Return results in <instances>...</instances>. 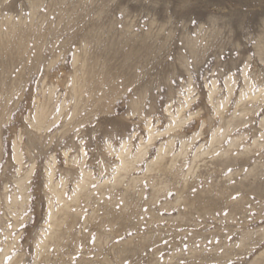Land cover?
I'll return each instance as SVG.
<instances>
[{
    "label": "rangeland",
    "instance_id": "obj_1",
    "mask_svg": "<svg viewBox=\"0 0 264 264\" xmlns=\"http://www.w3.org/2000/svg\"><path fill=\"white\" fill-rule=\"evenodd\" d=\"M50 1L44 0L36 10H33L34 13L28 0H0V33L6 31L8 22L17 27L31 25L30 28L34 31H45L47 23L57 22L64 14V20L67 19L65 22L70 25L66 32L59 36L50 33L47 35L38 72L30 70L33 49L22 58L20 70L16 68L12 72V77L20 75L19 89L7 101L0 124V181L7 182L8 194L16 193L17 186L14 180L24 175L26 168L30 167L25 158L22 161L24 162L22 168L16 163L13 166L9 165V162L13 161V144L23 138L22 126L27 124L38 102L47 100L51 86H55L53 95L55 110L63 100H67L72 59L75 53L82 54L81 44L85 36L93 39L92 41L89 39L87 44V49L90 50L88 56L99 59L102 70L110 64L114 89L105 103L116 107V117L119 118L131 110L132 100L138 97L135 87L145 86L148 93L143 101V112H147L151 106L154 108L150 112V119H147L148 128L156 132L165 130L168 124L173 123L169 113L165 112L167 107L171 115L176 114L177 107H182L183 116L198 112L185 122L182 129L189 123H194L191 128L189 126L187 138H191L195 132H201V137H198L204 139V142L202 139L199 142V145H203L201 148L205 147L206 140L209 142L212 131L206 121H198L200 116L207 113L213 121L218 120L220 116L214 107L221 110L222 116H231L235 102L241 105L240 100L247 101L248 94L264 93V0H54L56 2L53 5ZM217 5L219 8L228 9L231 16L227 17L225 16L227 13L223 12L218 13ZM40 22L44 25H40ZM149 30L152 36L158 34L146 42L132 41L126 46L127 49L123 48V51H128L131 47H141L144 43L151 45L153 52L145 61V72L137 66L132 68L129 75L122 76L117 58L112 54L108 55L110 57H107L113 60L111 62L100 55L102 49L111 42L122 41L121 35L123 36L125 32L129 31L131 36L136 38L144 36ZM67 35L72 38L70 44L64 43ZM95 35H99L98 40ZM187 40L196 41L195 50L199 56L195 59L190 55ZM117 48H114V51ZM49 63L53 65L47 68ZM161 72L162 74H159ZM165 74H169L167 80L163 78ZM243 77H246L245 81ZM211 78L215 81V88L220 90L209 103ZM226 79L232 88L230 98L227 100L224 99L227 93ZM198 99L204 105L195 108L193 103ZM224 103L226 107H223ZM256 105H258L256 113L250 116L253 121L245 125L251 123L255 129L250 131H257V139L262 142L264 99ZM175 117L177 119V116ZM148 128L140 122L127 126V142L123 149H129V155L137 150L140 142L147 141ZM248 138V135L245 136V141L252 144V140ZM231 140L226 137L216 150L217 154L214 153L215 156L199 162L198 168L186 177L183 173L188 167L186 163L183 164L181 170L176 173V178L180 184L185 180L187 185H194L191 188L190 201L207 199L214 206V203H222L229 198L234 207L231 204L222 208L216 206L212 214L205 218L200 217L196 213H191L192 209L189 211L184 206L183 199L176 203L177 199L172 190L163 189L158 184L156 186L159 176L147 174L146 178L150 180L142 181L140 187L144 188V192L141 195L131 191L126 184H122L106 193L99 202L89 200L90 205H83L82 212L77 216L72 229L67 231V235L70 236L67 243L64 241L58 247L53 246L54 244L43 245L46 234L51 233L47 219L49 205L57 210L61 204L48 194L50 169L46 164V158L40 157L38 162L35 161V166L26 181L28 197L23 212L25 219L21 220L18 228L16 227L22 228L19 233L15 230L8 233V230L12 229L13 211L5 205H0V251L8 247L11 241L14 242L4 262L264 264V146L258 150L255 148L248 155L250 156L248 164L241 171L235 173L236 168H233L221 174L216 173L211 163L220 155V149L224 145L228 147ZM163 141L159 144H163ZM107 143L109 149L106 148ZM121 144L119 137L112 138L96 148L85 149L83 154L75 155V160L83 161V167L91 170L92 176L95 175L94 184H102L105 177L111 182L114 180L112 171L109 172L107 169L114 168L118 162L115 155ZM239 145L233 150L234 155L245 150L243 144ZM156 150L157 147L153 149V154H149L150 160L156 155ZM190 152L191 149L189 154ZM53 155L55 163L50 159L48 163H52L55 172L52 181H57L58 168H66V158L61 154ZM147 155L140 163L147 159ZM145 166L146 163L142 164L141 168L144 170L140 171L138 176L145 174ZM99 171L101 173L98 177ZM73 173L77 177L81 175L78 167H75ZM150 183L155 185L153 189ZM243 183L249 186V190L237 191L239 185ZM34 189L40 190L39 196L33 193ZM93 190L96 194V186ZM74 194L73 184L66 183L64 198L70 201ZM9 198L11 200V197ZM18 200H21L19 195ZM104 207L112 209L119 215L130 213L132 217L124 226L102 224Z\"/></svg>",
    "mask_w": 264,
    "mask_h": 264
},
{
    "label": "bare ground",
    "instance_id": "obj_2",
    "mask_svg": "<svg viewBox=\"0 0 264 264\" xmlns=\"http://www.w3.org/2000/svg\"><path fill=\"white\" fill-rule=\"evenodd\" d=\"M43 1L44 0H28V4L32 12H34L33 10H36ZM50 2L53 5L56 1L51 0ZM216 11L218 13H227V15L225 14L227 17L231 16V12L226 8H219L218 6ZM64 16L65 14L61 15L58 18V21L56 20L57 22L47 23L44 29L45 31H34V29H31V25V28L17 27L10 22H8L9 24L6 22L8 25H6V31L0 33V124L3 114L5 113L7 101L11 99L19 89L18 83L20 81V75L18 74V76L16 75L12 77V72H14L16 68L20 70L23 64V62H21L22 58L28 53H31L32 49L34 52L32 51L33 56L30 70L38 72L43 59L42 50L43 45L46 43L47 35L49 36L50 33L59 36L65 33L70 26H68L69 23L65 22L67 19L64 20ZM41 24L44 25L43 22H40V25ZM91 33L92 32H90V34ZM95 36L98 40L99 35ZM155 36H152V32L149 30L144 36L133 38L129 31H127L123 36L121 35V37H123L122 41H120V39H118L120 41L118 43H112L110 41L111 44H108V46L102 49L103 52H101L100 55H103L106 59H109L108 57L110 56L108 55L112 54L115 58H117V60L120 62L119 70L120 75L122 76L129 75L130 72H132V68L137 66H140L143 72H145V61L153 52L151 45L144 43V45L141 47H131L128 51L123 50L127 49L126 46L132 41L136 42L137 40H144L146 42L147 39L153 38ZM66 37L67 38H65L64 43L68 42V44H70L69 42L72 40V38L69 37V35ZM75 37L77 38V36ZM85 37L81 44L83 46L81 49L82 54L73 52V54H75L74 59H72V71L70 72V87L67 88V100H63L59 107L55 110L53 99L55 86H51L47 100L38 102V105L31 113V117L27 120V124L22 126L23 138H20L18 142L13 144V161H8L9 165L13 166L14 163H16L19 168H22L24 164L22 161L25 158V162H29L28 166L30 167L26 168L24 175L14 180L17 186L16 193L8 194V192H6L7 182L0 181V205H5L6 207L11 208L13 211V221L11 226L12 229L10 228L8 233L13 230H15L16 233H19V231L22 230V228L16 229V227L18 228V226L22 223L21 220L25 219L23 212L26 209L25 203L28 197V185L26 184V181L35 166V161L38 162L40 157L46 158V164L50 169V171H48L50 180L48 194L50 197H53L57 203L61 204L60 207L58 206L57 210L52 209V207L49 205V214L47 219L50 225L49 227H51V233L46 234L43 245L54 244L53 246L58 247L64 241L67 243L68 238L70 237L67 235V231L72 229L77 216L82 212L83 205H90L89 200L99 202L100 199L104 198L106 193H110L112 190L121 186L122 184H126L131 191L141 195L144 192V188L140 187L142 181L144 179L150 180L149 178H146L147 174H155L159 176V182L155 185L157 186L158 184L163 189L166 188L169 189V191L172 190L175 193V197L177 199L176 203L183 199L184 206L188 208L189 211L192 209L191 213H196L200 217L205 218L208 216V214H212L213 210L216 209V206L218 208H222L224 205L228 206L229 204L233 203L229 198L222 203H214V206L210 203V200L207 199L190 201L189 196L191 188L194 185H187L185 180L182 184H180V182L177 181L176 173L179 172L181 170V166L186 163L188 169L185 173H183V176L186 177L187 175L192 174L195 169L198 168L199 162H204L205 159L217 154L215 153L216 150L220 148V143L226 137H229L232 140L228 147L224 145L220 149V155L213 159L211 163L213 165V170L219 174L233 168H236L235 173L241 171L243 167L248 164L250 157L248 155H250V153H252L255 148L258 150L259 147L263 148L264 146V140L260 142L257 139V131H250V129H255V127L251 123L249 125H245L247 122L253 121L250 116L256 113L258 108V105L256 104L264 99V93L262 94L260 92H256L255 95L248 94L246 98L247 101L240 100L242 103L241 105H239V102H235V108L232 110L233 112L231 116H222L221 110L216 107H214V109L220 116L218 120L213 121L211 118H209L207 113L200 116L198 121H206L212 131L209 142L206 140L205 147L201 148L203 145H199V142L201 139L204 142L203 138H198L201 137V132H195L193 135H191V138H187V134L190 130L189 126L191 128L192 124L194 123H189V125L182 129V126L185 124V122L198 112H191L188 114V116H183L181 111L182 107H177L175 112L176 114L171 115L169 112V107H167L165 112L169 113V117L173 123L168 124L165 130H159L156 132L151 131L150 128H148L149 122L147 119H150V112L153 111L154 108L151 106L147 112H143V101L148 93L145 86L135 87V92L138 97L136 100H132L131 110L119 118L116 117V107L113 104L109 106L105 103V100L110 97L111 91L114 89V81H111L112 72L110 71V64L108 65V62H106L107 66L104 68V70H102V67L99 66V59L96 60L95 58L88 56L89 49H87V44L89 39L90 41L93 39ZM143 37L144 39H142ZM79 42L81 43V40ZM195 42L192 40H187L190 55L194 59L199 56L197 54L198 52L195 50ZM262 42L260 43L262 44ZM116 47L118 48L116 51H114V48ZM75 48H77V46ZM114 57L112 58L114 59ZM111 62H113V60ZM50 65L53 64L49 63L47 68H49ZM159 74H162V72ZM168 75L165 74L163 78L167 80L169 78ZM245 78L243 77L244 81ZM189 79L191 80V76H189ZM225 84L227 93L226 96H224V99L227 100L230 98L232 88L230 86L231 84L229 85L227 79ZM211 85L212 88L209 89L208 94L209 103L212 102V98L220 90L219 88H215V81L212 78ZM191 100L193 101V99ZM110 101L113 102V100ZM187 103H189V101H187ZM193 105L196 108L201 106L203 107L204 104L200 99H198L195 103H193ZM223 107H226L225 103L223 104ZM175 116H177V119ZM139 122L144 123V125L148 128L146 131L148 139L146 142H140L138 144L137 150L131 152L129 155V149H123L125 143L127 142L126 129L127 126H133ZM261 127L263 128L261 137L264 139V123L262 124V122ZM218 130H220V132H218ZM247 135L249 136L248 140H252V144H248L249 141H245V136ZM115 137H119L122 143L121 146L116 150L115 156L118 158V162L115 163L114 168L107 169L109 172L112 171L111 175L113 176L114 180L109 182L106 179L107 177H105L102 184L96 185L94 184L95 175L92 176L90 172L91 170L87 168L85 169V167H83V161H76L75 155H79V153L83 154L85 149L96 148L103 142ZM161 141H163V144H159ZM108 144L109 143L106 144L107 149H109ZM239 144H243L245 150L238 151V154L234 155L235 153H233V150L237 149L240 146ZM196 146L198 147L196 151H194ZM156 147V155L150 160L149 154H153V149ZM148 149H150L149 153ZM189 149H191L190 154ZM193 151L195 153H193ZM53 153L58 155L61 154L66 158V168H58L56 178L59 179L57 181H52L55 172L54 168H52V163H48L49 159L55 163V156ZM146 154H148L147 159L140 163ZM82 158H84V156H82ZM144 163H146L145 174L138 176L137 174L144 170L141 168L142 164ZM75 167H78L81 172V175L78 177L73 173ZM100 171L97 175L98 177L101 173ZM228 179H230V177H228ZM68 182L73 184L75 189V194L71 196L70 201H67L63 196L66 183ZM150 185L152 189L155 186L152 185V183H150ZM94 186H96L97 195L94 193ZM239 190H244V192L248 191L249 186L243 183L239 185L237 191ZM33 193L39 196L41 192L39 189H34ZM18 195L20 196L21 200H18ZM9 197H11V200ZM234 206L235 205H232V207ZM103 209L104 214L101 217L102 224H116L118 226H124L126 225V222L130 221L132 217L130 213L126 215H119L116 214V212H114L112 209H108V207H104ZM13 245L14 242L11 241L8 247H5L2 251H0V264H6L4 259Z\"/></svg>",
    "mask_w": 264,
    "mask_h": 264
}]
</instances>
